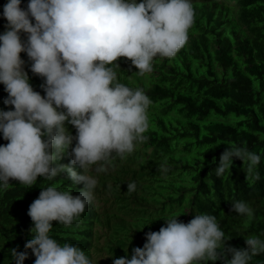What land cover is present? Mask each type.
I'll return each mask as SVG.
<instances>
[{
	"label": "clouds",
	"instance_id": "obj_1",
	"mask_svg": "<svg viewBox=\"0 0 264 264\" xmlns=\"http://www.w3.org/2000/svg\"><path fill=\"white\" fill-rule=\"evenodd\" d=\"M20 5L21 0L4 5L7 24L0 34V84L8 94L4 104L14 108L0 111V133L8 142L0 145V187L14 180L31 188L38 177L64 174L84 187L75 196L71 187H41L27 213L32 239L23 252L9 251L16 264L29 258V249L34 264H91L79 246L61 245L50 236L52 222L70 226L94 201L97 180L87 174L90 166L107 162L113 153L123 158L146 141L152 103L143 89L118 82L111 65L124 57L138 75L150 73L155 57H174L186 44L195 12L190 0H29L26 9ZM21 52L31 61L30 71L44 79V96L30 84ZM68 149L70 164L57 163ZM233 158L246 164V180L260 179V156L236 144L224 148L218 164L213 157L218 177L233 166ZM161 170L167 171L165 164ZM97 171L106 168L101 164ZM135 190L134 181L127 184L129 193ZM230 211L253 216L244 201H234ZM178 217L164 219L159 231L145 233L146 242L132 249L131 258H116L113 264H249L264 253V240L256 235L245 239L246 248L228 245L214 215H194L187 223Z\"/></svg>",
	"mask_w": 264,
	"mask_h": 264
},
{
	"label": "trees",
	"instance_id": "obj_2",
	"mask_svg": "<svg viewBox=\"0 0 264 264\" xmlns=\"http://www.w3.org/2000/svg\"><path fill=\"white\" fill-rule=\"evenodd\" d=\"M7 2L0 0V34L6 30ZM190 2L195 21L174 57H155L153 70L144 76L127 58L111 65L118 82L143 89L152 103L146 141L123 158L113 153L107 162L90 166L87 174L97 180L94 201L72 225L52 222L50 236L61 245L79 246L91 264L131 258L132 249L146 242L145 233L159 231L164 219L173 215L184 223L194 215H214L227 244L238 249L247 247L245 239L250 235L264 240V0ZM28 3L21 0V8ZM26 37L21 33L22 40ZM20 57L33 89L44 96L40 88L44 79L30 71L25 52ZM4 88L0 84V111L14 110L4 104L8 95ZM65 126L76 136L72 125ZM7 143L0 133V145ZM231 144L260 156L258 181L245 179L246 164L237 158L228 171L216 175L217 165L211 161L216 157L218 164ZM68 152L57 163L70 164ZM101 164L106 171H97ZM162 164L167 171L161 170ZM133 181L136 190L129 193L127 184ZM53 185L61 190L71 187L74 196L84 187L66 174L53 180L38 177L31 188L14 180L7 188L0 187V264H16L9 250L23 252L32 239L29 205L41 187ZM234 201L246 202L252 218L232 213ZM28 252L23 264H34L35 256ZM253 257L249 264H264V253Z\"/></svg>",
	"mask_w": 264,
	"mask_h": 264
},
{
	"label": "bare ground",
	"instance_id": "obj_3",
	"mask_svg": "<svg viewBox=\"0 0 264 264\" xmlns=\"http://www.w3.org/2000/svg\"><path fill=\"white\" fill-rule=\"evenodd\" d=\"M121 61V60H120ZM127 63V62H126ZM158 65V64H157ZM167 67V66H166ZM133 73V72H132ZM135 74V73H134ZM133 75V74H132ZM136 75V74H135ZM138 81V80H137ZM143 86V85H142ZM220 127V126H219ZM221 129V128H220ZM221 134V133H220ZM224 136V135H223ZM239 170V169H238ZM228 171V170H227ZM246 182V181H245ZM97 192V191H96ZM105 192V191H104ZM97 194V193H96ZM109 196V195H108ZM120 196V195H119ZM115 197V196H114ZM117 197V196H116ZM107 198V197H106ZM157 202V201H156ZM264 206V205H263ZM263 211V210H262ZM233 213V212H232ZM236 214V213H235ZM234 220V219H233ZM238 220V219H237ZM248 220V219H247ZM143 221V220H142ZM141 221V222H142ZM237 223V222H236ZM240 223V222H239ZM232 226V225H231ZM221 229V228H220ZM260 237V236H259ZM255 257V256H254ZM253 257V258H254ZM261 260V259H260ZM252 261V260H251ZM254 261V260H253ZM258 262V261H257ZM260 262V261H259ZM256 264V263H255ZM258 264V263H257Z\"/></svg>",
	"mask_w": 264,
	"mask_h": 264
}]
</instances>
